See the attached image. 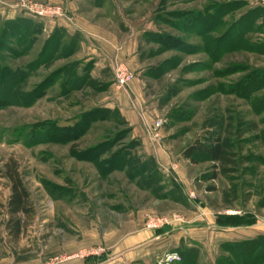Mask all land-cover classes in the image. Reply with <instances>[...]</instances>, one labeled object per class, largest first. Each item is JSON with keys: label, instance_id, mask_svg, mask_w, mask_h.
<instances>
[{"label": "rangeland", "instance_id": "rangeland-1", "mask_svg": "<svg viewBox=\"0 0 264 264\" xmlns=\"http://www.w3.org/2000/svg\"><path fill=\"white\" fill-rule=\"evenodd\" d=\"M261 2L0 0V27L14 19L32 24L23 23L32 32L22 44L18 35L1 38L16 55L21 51L13 59L1 51L5 64L13 70L25 68L24 91L39 86L41 92L27 104L19 89L7 88L0 78V264H13L11 255L15 260L21 253L41 251L54 256L42 264L55 257L60 261L54 264H264V238L259 239L264 237ZM214 3L225 7L223 20L211 30L195 28V12ZM232 3L237 8L230 10ZM52 34L57 35L54 59L36 65ZM129 41L134 55L114 61L110 53ZM63 45L73 46L65 58L62 54L69 50ZM75 62L80 76L91 63L87 74L92 79L82 76L76 91L68 85L76 80L60 73ZM115 62L131 72V81L137 80V119L121 117L119 89L131 81L117 85ZM96 108L111 112L91 115ZM156 122L160 125L153 133L158 138H152L148 129ZM79 124H85L82 134L64 141ZM46 127H57L59 136L32 142ZM214 137L236 155V170L223 173L203 156L195 154V162L185 156L195 142L209 143ZM107 139L111 147L103 154ZM123 146L138 156L143 168L154 169L159 180L133 178L126 164L121 170L106 168L110 154L118 155L114 165H119ZM11 165L29 203V212L18 214L21 228L16 237L6 227ZM151 216L167 219L157 230L193 227L196 241L185 237L175 247L162 244L151 259L128 258V244L120 245L119 239L135 223L156 230L145 227ZM206 221L215 227L200 230ZM224 227L237 229H217ZM148 249L142 245L143 253ZM171 253L180 259L165 262Z\"/></svg>", "mask_w": 264, "mask_h": 264}, {"label": "trees", "instance_id": "trees-1", "mask_svg": "<svg viewBox=\"0 0 264 264\" xmlns=\"http://www.w3.org/2000/svg\"><path fill=\"white\" fill-rule=\"evenodd\" d=\"M229 4V3H228ZM210 7V8H209ZM217 7V8H216ZM229 7V6H228ZM214 8V9H213ZM232 9H236L237 8V3H232V5H230V10ZM213 9V10H212ZM225 7H221L218 6L216 3H214V5H209L203 8V10L201 11H196L195 12V16L192 18V22H198V26H194L195 28H204L205 30H211L214 29L218 26V24L220 23V21L223 20V15L226 14L224 10ZM208 10H212L211 12L207 13ZM27 21H23L21 19H14V20H10V21H6L5 23L2 24V27H0V78H3L5 80V82L7 83V85L9 87L7 88H17L19 89V95L23 98H25L24 100H26V102H28L27 104H30L33 99H35L36 97H38V95L41 93L39 91V86H33L34 90H31L29 92L24 91V89L22 87H24V82H25V77L27 76L26 72H25V68L21 69L19 67H16V69H12L10 68L8 65L5 64V59L6 57L1 55V51H7L9 53V57L10 59H13V57H20L21 55V51L17 52V55L15 52H12L13 50L7 48L4 43L2 42L3 40L1 39L4 35L8 36V37H15L16 35L20 36L21 39H19V41H21V44L24 43V39L26 38V36L30 35V33L32 32L31 29H29L31 27L32 24H30V22L28 21L27 23L30 25V27H25L23 23H25ZM237 24V23H236ZM14 26L11 31H10V27ZM19 27L20 30L17 32H15V28ZM37 25H34L32 29L36 28ZM174 29L178 28L176 27V25L172 26ZM36 30V29H35ZM178 30H180V28H178ZM38 31V30H37ZM245 31V30H244ZM152 33H150L151 35ZM57 35L52 34L49 37V41H47V43H50V46H46L45 51H43V54H41V56H39V62H37L36 65H38L39 63H41V61H43V59H46V61H52L53 58V52L55 49V44L54 42H56V37ZM66 39H70L69 36H65ZM150 37V36H149ZM172 37V36H171ZM147 40V39H146ZM172 41H176L175 37L171 38ZM35 41V37H32V43L33 44ZM73 46L70 45L69 47L64 46L62 47V49L65 50H69L67 53H63L62 56L65 58L67 56H69L71 54V48ZM31 48V46L27 47L26 50L29 51V49ZM61 49V48H59ZM57 55V54H56ZM45 61V62H46ZM79 62V61H78ZM90 62V61H89ZM78 64L77 62L72 63V67H70V70H66L65 72L61 71L60 73L67 74L68 76H71L70 78H73L74 80H76V82H71L70 84H68V82H66L64 85H69L70 88L72 90H77L79 87V84L77 83V80H83L81 78H83L84 76H86V79H89V81L91 82L92 79L89 77V74H87V70L89 69V67H91V63L87 64L85 69H82L83 73L85 75L80 76V73L77 72V68H78ZM35 65V66H36ZM93 65V64H92ZM28 69V67H26ZM30 68V66H29ZM71 72V74H70ZM264 76V75H261ZM85 78V77H84ZM91 79V80H90ZM261 79H263V77H261ZM85 87H89L88 84ZM9 90V89H8ZM7 90V91H8ZM1 108V105H0ZM106 112H111L109 109L106 108H96L92 111L93 116H102L106 113ZM117 112V111H115ZM87 116V115H86ZM122 117V116H121ZM123 118V117H122ZM125 122V121H124ZM85 125V124H84ZM84 125H76L77 129L72 130L68 133V135L64 136V141H69V140H74L76 139L80 134H82V128L84 127ZM59 129L57 127L53 128V131H50V129L48 127H46L43 132L36 134L38 137H34V139H32L31 141H36V140H55L54 138L59 136ZM108 140V139H107ZM108 143H106V147L103 149L104 152L103 154L110 149L111 147V143L112 141H106ZM110 144V145H109ZM130 146V145H129ZM129 147L123 146L122 149L118 152L119 154V165L116 167L114 165V159L116 157H118V155H113L110 154L108 156V160L106 161L108 166L106 168H110L111 170H121L122 166H124L126 164L127 167H129L132 171V176L133 178H135V176H139L143 179H148L149 182L151 181H157L159 180L158 177H156V172L154 171V169H146L143 168L145 167L143 163L139 162V158L137 155H130L129 154ZM74 149V145H71V150ZM185 156L191 160V162H195L194 159V155L197 154L199 156H203L204 158H206L208 161H210L211 163H213L216 168L217 166L221 169V171L223 173L226 172H231L232 170H236V155L231 151L230 148L226 147L223 142L221 141L220 137H214L212 138L209 143H202V142H195L194 144H192L188 149H186V151L184 152ZM115 156V157H114ZM106 160V159H104ZM214 167V168H215ZM129 169V170H130ZM146 169V170H143ZM149 170V171H148ZM8 175L11 179V192H10V196H9V200L7 203V207H8V213H9V218L6 222V227L7 230L9 231L10 235L12 237H16L19 232H20V228H21V219L18 217L19 213H28L29 212V203H28V194L27 191L25 189V187H23L21 179L19 174L17 173L16 169L11 165L8 167ZM145 172H149L147 175ZM264 237H261L259 239L263 240ZM239 245V244H237ZM191 252L193 253H197V251L195 250H191ZM50 253V252H48ZM182 254V258L184 259V255L185 253H181ZM51 255V253H50ZM30 258V255H27V253H21L20 255H18L15 258V262H23L26 261ZM182 259V260H183Z\"/></svg>", "mask_w": 264, "mask_h": 264}, {"label": "crops", "instance_id": "crops-1", "mask_svg": "<svg viewBox=\"0 0 264 264\" xmlns=\"http://www.w3.org/2000/svg\"><path fill=\"white\" fill-rule=\"evenodd\" d=\"M116 50L110 53L111 58L114 61L115 60H124L125 57H132L134 55V47L132 44V41H129V43L126 46H117L115 48ZM120 96H119V102H118V107L121 112V116L124 118L128 119H137V115L139 112V99L141 97V92L137 84V80L131 81L126 87L120 88ZM210 221V219H209ZM212 221L208 223L206 221L205 225L203 223H200L198 227H200V230L202 229H210L213 226ZM167 226V225H166ZM191 226L185 225L181 227H173V225H168L167 227L163 228L162 230H145L144 228L141 227V225L134 224L129 230V232H126L123 236V238L119 239L120 245L121 241L127 242L128 244V250L130 253L127 254V257L129 258L130 256L134 257L135 259L137 258H148L151 259L156 252V249H158L159 246L162 244L167 248V247H175L176 245L179 244L181 240H185L182 238H190L194 239L195 234H193L194 230L193 227L190 228ZM257 227V225L252 226ZM220 231H227V230H235L237 227H224V228H217ZM204 234L203 232H201ZM197 233V235L201 234ZM202 234L200 236H202ZM195 240V239H194ZM160 241H163L162 243ZM196 241V240H195ZM160 242V243H158ZM142 245H145L148 247V251L143 253L142 250ZM72 245H70L71 247ZM127 247V245L125 246ZM133 248V249H132ZM127 249V248H125ZM168 250V249H167ZM61 251L64 252V247H62ZM126 251V250H125ZM172 251V250H170ZM169 251V252H170ZM175 252V251H172ZM26 254V253H25ZM31 257L23 262L17 263V264H42L43 262H46L47 260H50V258L54 257L53 255H50L48 251L45 252H40L39 254L36 255H30ZM125 259L126 254H124ZM139 256V257H137ZM10 258V259H9ZM5 257L4 259H9L11 262L14 264V258L11 255V257ZM72 262H60L58 264H71Z\"/></svg>", "mask_w": 264, "mask_h": 264}, {"label": "built area", "instance_id": "built-area-1", "mask_svg": "<svg viewBox=\"0 0 264 264\" xmlns=\"http://www.w3.org/2000/svg\"><path fill=\"white\" fill-rule=\"evenodd\" d=\"M261 3H264V2H261ZM51 12L54 13L53 11H51ZM115 66H116V70H115V74H114L115 81L117 82L118 86L123 87L131 81L133 75L131 74L130 71L127 70L126 67H124L123 63L115 62ZM159 125H160V123L156 122V123H154V127L152 129L151 128L148 129L149 134H150V136H152V138H158L157 135L155 133H153V131H154V129L158 128ZM165 224H168L167 219H161V218H158L155 216H151L146 221L145 227L147 229H156V228L164 226ZM179 259L180 258L176 253L167 254L164 258L165 262H172V261L174 262V261H177ZM56 260H58L57 257L53 258L50 264H54L53 261H56ZM58 261H60V259Z\"/></svg>", "mask_w": 264, "mask_h": 264}, {"label": "bare ground", "instance_id": "bare-ground-1", "mask_svg": "<svg viewBox=\"0 0 264 264\" xmlns=\"http://www.w3.org/2000/svg\"><path fill=\"white\" fill-rule=\"evenodd\" d=\"M220 225V224H219Z\"/></svg>", "mask_w": 264, "mask_h": 264}]
</instances>
